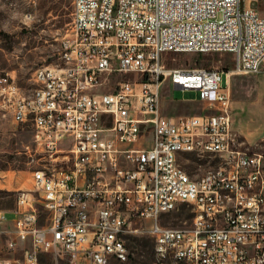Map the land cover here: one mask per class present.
<instances>
[{
	"label": "built area",
	"instance_id": "1",
	"mask_svg": "<svg viewBox=\"0 0 264 264\" xmlns=\"http://www.w3.org/2000/svg\"><path fill=\"white\" fill-rule=\"evenodd\" d=\"M256 2L72 0L58 61L34 71L32 88L0 70V126L29 123L42 153L38 197L19 189L0 206V264H121L140 234L161 251L152 264H264V141L235 130L221 81L264 72ZM168 52H227L234 63L172 67ZM166 81L196 92L206 112L164 115ZM146 132L150 145L134 146ZM180 154L208 168L191 175ZM179 204L190 223L161 224Z\"/></svg>",
	"mask_w": 264,
	"mask_h": 264
},
{
	"label": "rangeland",
	"instance_id": "2",
	"mask_svg": "<svg viewBox=\"0 0 264 264\" xmlns=\"http://www.w3.org/2000/svg\"><path fill=\"white\" fill-rule=\"evenodd\" d=\"M254 7L264 16V0H257ZM72 11V0H35L34 2L0 0V70L12 75L21 90L27 91L34 86L33 73L38 67L58 61L59 44L69 31ZM163 61L172 67H207L226 70L233 66L234 58L227 52H168L163 54ZM254 77V75L233 74L230 83L231 109L235 100H253L256 91ZM260 78L258 87L264 95V74ZM221 81L226 85L224 71L221 74ZM160 94L161 107H164L168 113L206 112L204 104L200 103L194 91H181L164 84ZM234 117L245 129H257L260 134H264L262 99L257 100L256 105L253 102L236 105ZM32 133L29 123H15L11 116H7L2 121L0 126V206L2 208L10 209L14 206L15 194L19 189L30 191L38 197L33 189L31 177L32 172L40 167L42 153L32 142ZM147 134L146 132L145 135ZM148 141L149 139L145 144ZM263 141L264 139L250 144ZM178 163L191 175L204 174V170L208 168V165L204 161H198L194 154H180ZM199 164L202 166H198ZM37 204L41 213L40 224H42L44 214L39 203ZM191 218L189 207L179 204L177 209L163 215L160 223L172 226L183 223L187 225ZM3 244L4 237L1 236L0 247ZM126 245L131 255L121 264H152L155 251L152 250L153 241L150 237L145 234L132 235L126 240ZM2 253L3 255L6 253L3 248Z\"/></svg>",
	"mask_w": 264,
	"mask_h": 264
},
{
	"label": "crops",
	"instance_id": "3",
	"mask_svg": "<svg viewBox=\"0 0 264 264\" xmlns=\"http://www.w3.org/2000/svg\"><path fill=\"white\" fill-rule=\"evenodd\" d=\"M259 13V12H258ZM261 15V14H260ZM263 16V15H261ZM264 74V72H261L259 74H256L254 75V84H255V95H254V98L253 100H235L234 101V106H233V119H234V128L236 131H238V133L240 134L241 137H243L246 141H248L249 143H253V142H256V141H261L264 139V134H260L259 131L257 129H251V128H244L242 127L238 121L235 119L234 117V110H235V106L238 105V104H246V102H253L254 105H256V101L257 100H260L262 99V101L264 102V95H262L261 93V90H260V87L259 86V79H261L260 77ZM226 76V75H225ZM232 76H226V81L228 82L229 84V90H230V83L232 81ZM165 85L170 87V88H173V86L169 83V81H166L165 82ZM174 89H177V88H174ZM230 98H231V91H230ZM172 102H188V101H176V100H170ZM238 101V102H237ZM201 103V102H200ZM203 104V103H201ZM204 107V106H203ZM166 109L164 107H161V112L164 114V115H177V114H171V113H168L165 111ZM205 113V112H203ZM199 114H202V113H199ZM258 126V125H257ZM147 137V138H146ZM149 139V141L145 144V142ZM150 145V136H141L138 143H135L134 146H140V147H148ZM179 157V156H178ZM11 222L9 223V226H11Z\"/></svg>",
	"mask_w": 264,
	"mask_h": 264
},
{
	"label": "bare ground",
	"instance_id": "4",
	"mask_svg": "<svg viewBox=\"0 0 264 264\" xmlns=\"http://www.w3.org/2000/svg\"><path fill=\"white\" fill-rule=\"evenodd\" d=\"M155 259H161V251H155Z\"/></svg>",
	"mask_w": 264,
	"mask_h": 264
},
{
	"label": "trees",
	"instance_id": "5",
	"mask_svg": "<svg viewBox=\"0 0 264 264\" xmlns=\"http://www.w3.org/2000/svg\"><path fill=\"white\" fill-rule=\"evenodd\" d=\"M152 250H153V245H152ZM131 253L129 254V257H130Z\"/></svg>",
	"mask_w": 264,
	"mask_h": 264
}]
</instances>
